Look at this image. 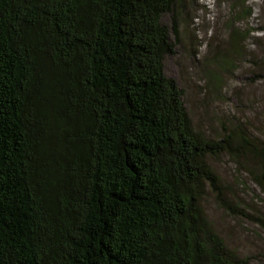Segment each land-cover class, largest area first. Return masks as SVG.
Instances as JSON below:
<instances>
[{"label":"trees","instance_id":"obj_1","mask_svg":"<svg viewBox=\"0 0 264 264\" xmlns=\"http://www.w3.org/2000/svg\"><path fill=\"white\" fill-rule=\"evenodd\" d=\"M224 1L222 58L230 70L251 58L254 83L264 24L258 35L250 0ZM185 8L0 0V264H251L204 202L215 193L240 211L212 165L222 153L248 159L264 192V136L237 125L215 137L195 124L165 66Z\"/></svg>","mask_w":264,"mask_h":264},{"label":"rangeland","instance_id":"obj_2","mask_svg":"<svg viewBox=\"0 0 264 264\" xmlns=\"http://www.w3.org/2000/svg\"><path fill=\"white\" fill-rule=\"evenodd\" d=\"M250 1L255 17L251 23L260 35L264 0ZM184 4L187 19L183 20L184 15L180 18L181 43L176 53L167 58L165 66L167 74L177 78L183 87L195 124L215 137L237 125L249 127L255 136L263 137L264 78L250 82L255 72L251 58L237 60V68L233 70L228 69L222 58L229 38L228 2L184 0ZM243 24L237 27L242 29ZM252 41L249 40V51L254 50ZM212 165L218 174L221 192L227 200L238 204L240 211H229L215 193H209L204 202L209 219L229 247L248 257L251 264H264V192L248 172L251 163L248 159L236 163L222 153L212 160Z\"/></svg>","mask_w":264,"mask_h":264}]
</instances>
